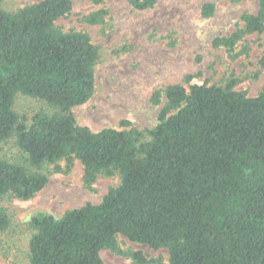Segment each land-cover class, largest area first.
Returning <instances> with one entry per match:
<instances>
[{"label":"trees","instance_id":"obj_1","mask_svg":"<svg viewBox=\"0 0 264 264\" xmlns=\"http://www.w3.org/2000/svg\"><path fill=\"white\" fill-rule=\"evenodd\" d=\"M155 3L130 1L141 11ZM71 10V0H41L14 12L0 6V151L14 138L36 171L52 165L67 173L78 161L85 188L100 176H118L119 184L99 204L60 218L33 217L25 264H103L105 250L133 264H264V92L248 97L234 89L235 80L188 89L169 85L152 94L154 105L165 98L152 129L141 131L122 120V130L93 132L76 122L72 108L93 96L99 53L88 34L56 26ZM213 10L205 4L202 15L210 17ZM106 14L98 10L83 21L98 25ZM240 22L213 46L233 54L244 36L261 34L264 0ZM17 94L41 101L49 111L35 112L27 124L14 111ZM47 182L48 175L0 154V198L29 200ZM8 226L0 208V232ZM118 237L166 250L168 259L124 252Z\"/></svg>","mask_w":264,"mask_h":264},{"label":"rangeland","instance_id":"obj_2","mask_svg":"<svg viewBox=\"0 0 264 264\" xmlns=\"http://www.w3.org/2000/svg\"><path fill=\"white\" fill-rule=\"evenodd\" d=\"M41 0H4V11L14 12ZM72 10L56 22L63 32H84L97 46L99 60L94 68L95 86L91 99L72 108L76 122L93 132L112 128L122 130L119 122L128 121L138 130L152 129L165 103L151 102L152 94L169 85L224 86L235 80V90L255 97L264 92V31L244 36L233 54L215 48L216 37L227 36L241 25L243 13H256L259 0L231 3L223 0H156L152 9L137 10L131 0H71ZM205 4L214 7L210 17L202 15ZM105 10L102 23L89 25L83 18ZM193 78L186 82L187 76ZM14 111L30 124L35 112L49 111L36 99L17 94ZM6 161L23 165L32 172L48 175L46 186L29 200L6 195L0 208L9 219L7 230L0 232V264H25L28 242L32 235L30 222L39 214L60 218L71 209L87 203L99 204L107 191L119 184L118 176H100L87 189L83 185V167L75 161L67 173L43 165L40 171L26 164L25 156L9 139L1 146ZM64 168L65 162H59ZM124 252L142 251L148 260L160 257L166 262V250L154 251L118 237ZM103 264H133L132 260L103 251Z\"/></svg>","mask_w":264,"mask_h":264}]
</instances>
